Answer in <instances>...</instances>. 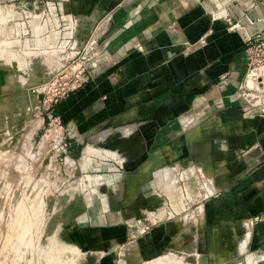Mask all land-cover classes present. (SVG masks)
<instances>
[{"label":"crops","instance_id":"obj_1","mask_svg":"<svg viewBox=\"0 0 264 264\" xmlns=\"http://www.w3.org/2000/svg\"><path fill=\"white\" fill-rule=\"evenodd\" d=\"M60 11L67 24L105 16L98 65L55 105L68 138L90 135L112 189L129 180L126 203L182 184L214 192L200 198L204 244L264 256V119L237 94L264 0H69Z\"/></svg>","mask_w":264,"mask_h":264},{"label":"rangeland","instance_id":"obj_2","mask_svg":"<svg viewBox=\"0 0 264 264\" xmlns=\"http://www.w3.org/2000/svg\"><path fill=\"white\" fill-rule=\"evenodd\" d=\"M35 1L0 0V264H255L238 242L204 244L200 198L214 192L182 184L126 203L129 180L112 189L90 135L68 138L44 93L105 16L67 24L69 0Z\"/></svg>","mask_w":264,"mask_h":264},{"label":"built area","instance_id":"obj_3","mask_svg":"<svg viewBox=\"0 0 264 264\" xmlns=\"http://www.w3.org/2000/svg\"><path fill=\"white\" fill-rule=\"evenodd\" d=\"M228 25H233L227 13L222 15ZM245 69L237 88L239 100L255 109L256 116L264 119V32H258L246 39L243 46ZM101 57L98 41L86 50L73 52L72 59L57 71L44 93L50 106H55L71 92L88 82L93 69ZM241 245V241L238 242ZM241 249V247H239ZM243 250L248 251L243 247ZM249 253V252H248ZM252 255L255 264H264V256Z\"/></svg>","mask_w":264,"mask_h":264},{"label":"bare ground","instance_id":"obj_4","mask_svg":"<svg viewBox=\"0 0 264 264\" xmlns=\"http://www.w3.org/2000/svg\"><path fill=\"white\" fill-rule=\"evenodd\" d=\"M55 133H56V132H55ZM170 257H171V256H170ZM166 258H167V257H166ZM166 258H165V259H166ZM171 258H172V257H171ZM168 259H170V258L168 257ZM168 259H166V260L168 261ZM172 259H173V258H172ZM154 260H155V259H154ZM159 260H160V259H159ZM170 260H171V259H170ZM173 260H174V259H173ZM173 260H171V261H173ZM176 260L178 261L177 264H179V260L176 259V258H175L174 262H176ZM150 262H151V261H150ZM150 262H148V264H149ZM155 262H156V261H155ZM160 262H161V260H160ZM160 262H159L158 264H160ZM164 263H165V262H164ZM164 263H163V264H164ZM169 263H170V262H169ZM171 264H173V263H171ZM180 264H181V263H180Z\"/></svg>","mask_w":264,"mask_h":264}]
</instances>
